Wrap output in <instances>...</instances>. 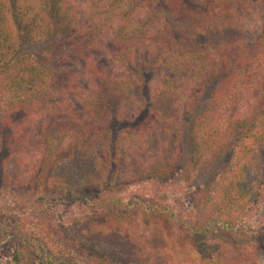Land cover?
Wrapping results in <instances>:
<instances>
[{
  "label": "trees",
  "instance_id": "trees-1",
  "mask_svg": "<svg viewBox=\"0 0 264 264\" xmlns=\"http://www.w3.org/2000/svg\"><path fill=\"white\" fill-rule=\"evenodd\" d=\"M208 15L178 0H0V187L92 205L102 189L182 171L181 138L160 123L135 77L149 38L162 44L153 64L186 120L188 160L218 174L194 194V221L139 196L100 201L106 213L85 219L89 234L79 238L102 264H140L88 227L134 221L132 207L215 261L264 249V230L244 218L264 182V33L253 47L232 40L213 52L175 37L195 34ZM0 264L75 261L0 204Z\"/></svg>",
  "mask_w": 264,
  "mask_h": 264
},
{
  "label": "rangeland",
  "instance_id": "rangeland-1",
  "mask_svg": "<svg viewBox=\"0 0 264 264\" xmlns=\"http://www.w3.org/2000/svg\"><path fill=\"white\" fill-rule=\"evenodd\" d=\"M178 1L196 5L209 14L195 34L178 29L175 31V37L188 45L213 52L232 40H240L244 45L253 47L260 42L264 33V0ZM170 20H174L172 14ZM120 25L118 22L113 23L106 30L104 40L107 46L113 44L115 31ZM161 46L160 40L151 38L139 44V66L135 77L149 90L150 108L160 123L181 138L185 155L182 171L170 179L121 183L102 189L92 205L61 197L53 191L29 193L12 187H0V204L18 214L24 231L44 237L57 253L70 257L75 264H102L103 257L94 250H87L80 238L89 234L85 219L106 213L107 208L100 204L103 199L114 197L131 203L139 196L170 206L185 222L194 221L198 214L194 194L201 188L213 187L218 179L212 167L196 166L188 160L186 120L179 116L173 95L162 84L153 64ZM68 149L69 143L66 145ZM260 196V201L244 217L252 230H264V182ZM132 209L137 214L134 221L105 224L90 222L88 227L95 233L109 234L112 241L118 244L117 247L135 255L140 264H264V249L261 247L253 253H226L220 261L210 259L191 244L182 241V235L177 230L169 234L161 222L146 220L141 212Z\"/></svg>",
  "mask_w": 264,
  "mask_h": 264
}]
</instances>
